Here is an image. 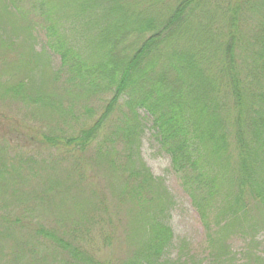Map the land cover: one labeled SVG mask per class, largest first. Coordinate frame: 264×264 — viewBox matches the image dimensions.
I'll list each match as a JSON object with an SVG mask.
<instances>
[{
	"label": "trees",
	"instance_id": "1",
	"mask_svg": "<svg viewBox=\"0 0 264 264\" xmlns=\"http://www.w3.org/2000/svg\"><path fill=\"white\" fill-rule=\"evenodd\" d=\"M23 1L37 2L38 18L0 0L1 45L26 34L24 49L32 52L31 36L44 29L61 58L53 78L64 74L69 100L105 104L89 126L45 142L83 160L118 114L111 138L90 155L108 173L109 194L79 197L71 230L31 226L26 239L51 243L62 264H170L175 201L140 159L144 111L203 223L214 215L211 264H235L228 239L254 244L264 229V0ZM31 54L41 68L43 56ZM12 92L28 96L21 86ZM118 142L125 160H115ZM94 239L111 259L93 257Z\"/></svg>",
	"mask_w": 264,
	"mask_h": 264
},
{
	"label": "rangeland",
	"instance_id": "2",
	"mask_svg": "<svg viewBox=\"0 0 264 264\" xmlns=\"http://www.w3.org/2000/svg\"><path fill=\"white\" fill-rule=\"evenodd\" d=\"M15 2L28 20L38 18L34 8L37 2ZM4 34L11 39L9 32ZM22 35L21 41L16 39L9 46L0 43V173H3L0 176V264H62L51 243L42 238L28 241L23 229L33 226L67 232L78 220L73 213L80 203L79 197L83 199L82 195L93 192L109 194V178L105 176L108 173L104 174L101 162L95 165L99 160L90 155L96 154V147L111 138L114 128L110 124L117 123L118 114L103 128L94 148L82 156L83 160H71L62 147H50L46 137L66 136L89 126L94 118H99L105 104L69 100L64 74L58 81L53 78L61 71V58L48 48L45 30L37 28L31 36L32 52L24 49L27 35ZM31 53L43 56L41 68L35 67ZM17 86L28 96L15 97L12 89ZM139 115L144 123L139 142L140 159L155 178L163 180L175 201L168 218L174 237L165 259L170 264H211L208 236L216 227L214 215H210L207 224L203 223L172 170L170 157L161 151L151 119L144 111ZM72 116H75L73 121ZM105 143L107 147L110 145ZM114 148L115 160H125L123 146L118 142ZM93 233L96 235V228ZM22 240L26 244L20 254L18 247ZM90 242L88 249L94 258L111 259L107 252L97 251L96 239ZM255 242L254 245L250 237L237 234L228 239L227 245L237 264H258L247 255L251 247L254 250L250 253L264 259V229ZM123 254L126 258V251Z\"/></svg>",
	"mask_w": 264,
	"mask_h": 264
}]
</instances>
